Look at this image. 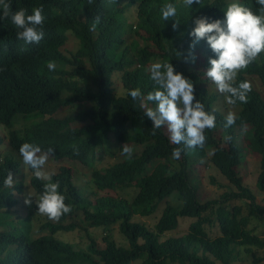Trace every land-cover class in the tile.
Instances as JSON below:
<instances>
[{
	"label": "trees",
	"instance_id": "trees-1",
	"mask_svg": "<svg viewBox=\"0 0 264 264\" xmlns=\"http://www.w3.org/2000/svg\"><path fill=\"white\" fill-rule=\"evenodd\" d=\"M7 2L12 11L26 9L27 14L43 6L45 21L39 44H26L17 38L18 29L10 18L0 19V126L8 137L7 141L0 137V148H7L6 154L0 150V264H235L239 253L264 247V240L251 228L254 221L264 220V205L238 170L244 150L238 140L243 138L260 157L257 185L264 192V51L239 71L236 84L248 81L252 90L247 103L231 105L238 109L237 120L225 127L227 115L220 109L225 94L213 88L211 84L216 85L206 75L214 54L206 40L191 49L189 34L196 18L223 19L233 2L260 14L257 0H200L192 6L183 0H94L92 5L88 0ZM167 3L174 4L177 12L165 21L160 10ZM128 10L133 11V22L128 21ZM97 15L101 20L93 30ZM177 20L179 26L174 29ZM71 34L80 47L68 55L65 48ZM158 61L171 62L177 72L192 80L196 99L215 115L216 127L205 131L203 148L171 143L169 134L162 128L154 130L139 101L128 95L136 88L145 97L157 90L148 70ZM49 62L55 63V70H49ZM147 103L155 107L154 102ZM74 108V114L62 115ZM242 124L247 127L243 134ZM25 142L39 145L42 152L54 148L49 155L54 161L73 160L91 167L90 180L96 190L118 195L91 199L74 182L72 167L60 166L51 182L59 181L58 191L72 211L59 221L46 216L47 221L33 229L30 217L13 211L23 182L12 188L4 185L9 171L21 172L16 154ZM125 143L144 149L129 158L122 154ZM117 148L119 158L113 160ZM175 148L181 149L178 160L172 157ZM173 162L180 167L172 169ZM201 162H210L236 189L203 202L198 178L192 175ZM26 168L32 189L41 195L46 182ZM121 189H130V198L120 194ZM161 207L152 227L134 219L137 214L151 216ZM79 213L90 227L108 231L119 223L128 245H119L106 235L104 246L90 237L83 249L59 238L58 233L78 227L75 222H64ZM186 217L192 219L188 231L172 236L169 232L177 230L180 218ZM166 233L170 235L163 237Z\"/></svg>",
	"mask_w": 264,
	"mask_h": 264
},
{
	"label": "clouds",
	"instance_id": "clouds-1",
	"mask_svg": "<svg viewBox=\"0 0 264 264\" xmlns=\"http://www.w3.org/2000/svg\"><path fill=\"white\" fill-rule=\"evenodd\" d=\"M183 2L187 6H192L194 3H200V0H183ZM93 3L94 0H88L89 5ZM257 3L261 6L260 14L254 13L247 6L233 2L228 5L223 19L210 22L206 16L196 18L193 22L195 26L189 33L193 38L191 49H194L201 40H206L214 54L209 57L210 66L206 75L216 85L217 90L225 94L226 103L229 105H236L238 101L248 102V93L251 92L252 85L248 81H242L237 85L236 78L241 69L247 68L264 51V0H257ZM0 9H2L0 19L10 18L18 29V39L26 44H39L43 39L45 21L42 14L43 6L33 9L32 14H27L26 9L12 11L11 4L7 0H0ZM160 11L162 19L168 21L176 16L177 9L174 4L167 3ZM100 20L101 17L97 15L92 24L93 30ZM178 26L177 20L172 27L175 29ZM190 56L195 61V55L190 53ZM55 67L54 62L48 63L50 71L55 70ZM148 71L151 80L158 86L157 90L149 92L145 97L140 89L136 88L130 90L128 95L134 101H139L146 117L153 122L154 130L166 126L171 143L184 144L190 149L203 148L206 143L205 131L216 127V117L206 111L204 104L196 99L192 80L183 73L177 72L174 65L167 61L152 63ZM147 102H154L155 107L148 106ZM236 120V114L229 111L225 118V127H231ZM0 130L3 133L0 137L3 136L7 140L3 125L0 126ZM246 131V125L242 124L241 133ZM121 150L126 157L130 158L133 154V148L126 143L121 146ZM54 151V148L49 147L46 152H42L39 145L28 142L23 143L19 148L23 163L33 170L37 179L46 182L43 193L38 197L31 191L26 194L25 204L31 206L35 197L38 213L46 215L50 220L59 221L63 215L72 211V207L65 203V196L58 191L59 181L51 182L55 172L43 170L49 155ZM172 157L180 159L181 149L175 148ZM14 174L9 171L4 180L6 187H14Z\"/></svg>",
	"mask_w": 264,
	"mask_h": 264
},
{
	"label": "rangeland",
	"instance_id": "rangeland-1",
	"mask_svg": "<svg viewBox=\"0 0 264 264\" xmlns=\"http://www.w3.org/2000/svg\"><path fill=\"white\" fill-rule=\"evenodd\" d=\"M133 11L128 10L126 13V16L128 18L129 22H133L132 18ZM132 30V29H131ZM136 40L138 42H142L140 40L141 38L139 36H136ZM80 47V43L78 40L71 34L69 35V40L66 45L65 51L68 55H71V53L76 52ZM116 85L118 88H120V91L123 90L121 84L119 81H116ZM211 86L215 89L216 86ZM259 89L262 90L260 85H258ZM218 91V90H217ZM264 95V92H263ZM77 108L74 109H66L62 115L66 114H74ZM220 109L223 113L226 115L229 111L237 113L238 109L232 107L231 105L226 103L225 100H221L220 102ZM162 130L169 134L167 132L166 126L161 127ZM0 134L3 135L2 131L0 130ZM7 141V140H6ZM111 142L115 143L116 141ZM239 144L244 148L243 150V163L239 166L238 170L239 173L244 178V183L250 187L256 194L257 201L262 203L264 205V192H262L258 185H257V178L261 171L260 166V157L257 153H254L250 151L247 147L246 141L243 138H240L238 140ZM130 147L133 148V154L132 156H137L140 154V152L144 149L143 145L134 144V143H127ZM3 154H6L7 148L2 147L1 148ZM119 150L115 149V157H113V160L119 158ZM17 158L21 160L22 166H21V172L15 173L13 175L14 178V184L18 183L20 180L23 182V191L21 193L17 192V202L16 206L14 207V212L21 216L22 218H31V222L33 225V229H38L45 221H47L46 215H42L38 213L37 210H35V197H33V203L31 206L25 204V196L26 194L31 191L34 196L38 197V194L35 193V191L32 189L30 185V173L29 170H27L26 165L23 163V158L20 154H16ZM206 161V160H205ZM46 171L51 172H58L60 169V166H70L73 169V180L76 183L77 186H80L81 189L84 191V193L89 196V198L94 199L99 195H113L117 196L118 194L115 191H97L94 187V184L91 182L90 175L92 173V168L86 166L85 164L73 160H66V161H54L52 158L48 157V161L45 164ZM154 165L152 164L150 168H152ZM175 167L179 168V163H174L172 165V169ZM192 175L196 178H198V181H196L197 186H200V189L202 190L203 195V202L212 200L215 198H220L221 195L225 192H229L231 190H235V186L230 183V181L222 175L216 168H214L212 165H210V162L208 165H204L203 162L199 164L193 171ZM215 180L216 184H213L214 182L212 180ZM119 193L124 195L127 198H130L131 191L130 189L126 190H119ZM172 202L176 204V198L175 195H172L171 198ZM239 203V202H236ZM163 207L159 208V210L151 215V216H142L141 214H137L134 216V219L136 220H142L149 224L151 227L156 223L158 218L161 215ZM31 212V213H30ZM192 220L189 217L186 218H180V226L177 230H174L172 232H169L172 236H178L180 234H184L188 231V222ZM71 222H75L78 224V227L71 232L67 233H58L57 236L63 240L70 241L74 243L77 247L85 249L89 242L90 237H93L97 240L98 244L100 246H104V237L106 235H110V239L114 240L119 245H128V243L124 240L122 235L119 231V223H116L111 226L110 230H106L105 228H94L90 227L89 223L83 220V216L79 213L77 216H75L74 219H68L64 223L68 224ZM219 228V227H214ZM251 228H254L255 232L259 234V236L264 240V220L263 221H254L251 225ZM166 233L163 235V237H167L170 235ZM237 250H240V247H237ZM260 259L258 262H254V259ZM131 264H141L140 261L132 262ZM220 264V263H218ZM235 264H264V247L260 249H255L254 253H239V260Z\"/></svg>",
	"mask_w": 264,
	"mask_h": 264
}]
</instances>
